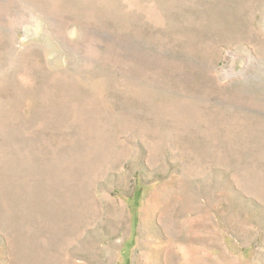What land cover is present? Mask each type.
Wrapping results in <instances>:
<instances>
[{
  "label": "rangeland",
  "instance_id": "obj_1",
  "mask_svg": "<svg viewBox=\"0 0 264 264\" xmlns=\"http://www.w3.org/2000/svg\"><path fill=\"white\" fill-rule=\"evenodd\" d=\"M191 261L264 264V0H0V264Z\"/></svg>",
  "mask_w": 264,
  "mask_h": 264
},
{
  "label": "bare ground",
  "instance_id": "obj_2",
  "mask_svg": "<svg viewBox=\"0 0 264 264\" xmlns=\"http://www.w3.org/2000/svg\"><path fill=\"white\" fill-rule=\"evenodd\" d=\"M105 200H106V199H105ZM109 214H110V213H109ZM112 215H113V214H112ZM107 216H108V215H107ZM115 218H116V216H115ZM115 218H114V219H115ZM119 218H120V217H119ZM97 219H98V218H97ZM97 219H96V220H97ZM108 219H110V218L108 217ZM121 219H123V218H121ZM112 220H113V218H112ZM112 220H110V221L112 222ZM80 221H81V220H80ZM86 221H87V220H86ZM107 221H108V220H106V222H107ZM110 221H109V222H110ZM114 221H115V220H114ZM151 221H152V219H151ZM207 221H208V220H207ZM115 223H116V222H115ZM120 223H121V221H120ZM147 223H148V222H147ZM150 223H151V222H150ZM150 225H151V224H150ZM109 226H110V225H109ZM90 227H91V226H90ZM109 228H110V227H109ZM110 229H111V228H110ZM117 229H118V228H117ZM104 231H105V230H104ZM142 231H145V230L142 229ZM158 231H159V230H158ZM78 232H79V231H78ZM112 232H113V231H112ZM168 232H169V231H168ZM79 233L81 234L82 232H79ZM148 233H149V232H148ZM154 233H155V232H154ZM166 233H167V232H166ZM77 234H78V233H77ZM108 234H109V233H108ZM157 234H158V233H157ZM110 235H111V234H110ZM145 235H146V234H145ZM155 235H156V234H155ZM178 235H179V234H178ZM178 235H177V236H178ZM147 236H148V235H147ZM158 236H159V235H158ZM170 236H171V235H170ZM73 238H74V237H73ZM79 238H80V236H79ZM81 238H82V237H81ZM89 238H90V237H89ZM107 238H108V237H107ZM148 238H149V237H148ZM157 238H158V237H157ZM171 238H173V237L171 236ZM85 239H86V238H85ZM174 239H175V238H174ZM68 240H69V237H68ZM90 240H93V239L90 238ZM171 240H172V239H171ZM83 241H84V240H83ZM85 241H86V240H85ZM111 241H112V240H111ZM157 241H158V240H157ZM87 242H88V240H87ZM158 242H159V241H158ZM168 242H169V241H168ZM81 243L84 244V242H81ZM162 243H163V242H162ZM83 244H81V245H83ZM86 244H87V243H86ZM86 244H85V245H86ZM111 244H113V243H111ZM115 244H116V243H115ZM151 244H153V242H152ZM79 245H80V244H79ZM162 245H163V244H162ZM164 245H165V244H164ZM166 245H167V244H166ZM140 246H141V245H140ZM149 246H151V245H149ZM80 247H81V246H80ZM142 247H143V246H142ZM158 247H159V245H158ZM165 248H166V247H165ZM165 248H164V250H167V248H166V249H165ZM194 248H195V247H194ZM81 249H82V248H81ZM151 249H153V248H151ZM160 249H161V248H160ZM184 249H185V247H184ZM186 249H187V248H186ZM105 250H107V249H105ZM105 250H104V251H105ZM144 250H145V248H144ZM147 250H148V249H147ZM154 250H155V248H154ZM154 250H153V251H154ZM164 250H163V251H164ZM88 251H89V250H88ZM110 252H111V251H110ZM147 252H148V251H147ZM156 252H157V250H156ZM156 252H155V253H156ZM168 252H169V251H168ZM168 252H167V253H168ZM183 252H184V251H183ZM105 253H106V252H105ZM111 253H112V252H111ZM144 253H145V251H144ZM167 253H166V254H167ZM72 254H73V256H74V255L77 256V255H79V252L75 250V251L72 252ZM109 254H110V253H109ZM142 254H143V253H142ZM156 254H157V253H156ZM172 254H173V253H172ZM151 255H152V254H151ZM162 255H164V254H162ZM141 256H142V255H141ZM147 256H148V255H147ZM165 256H166V255H165ZM70 257H71V256H70ZM77 257H79V256H77ZM138 257H139V256H138ZM153 257H154V256H153ZM182 257H183V256H182ZM182 257H180V258H182ZM166 258H167V257H166ZM71 259H72V258H71ZM108 259H109V257L107 258V260H108ZM110 259H111V258H110ZM139 259H140V258H139ZM154 259H155V258H154ZM160 259H161V258H160ZM164 259H165V258H164ZM193 259H194V258H193ZM193 259H192V261H194ZM90 260H91V259H90ZM92 260H93V259H92ZM137 260H138V259H137ZM140 260H141V259H140ZM168 260H169V259H168ZM69 261H70V260H69ZM100 261H101V260H100ZM144 261H145V260H144ZM147 261H148V260H147ZM150 261H151V259H150ZM150 261H149V262H150ZM155 261H156V260H155ZM162 261H163V260H162ZM192 261H191L189 264H191ZM93 262H94V261H93ZM110 262H111V261H110ZM94 263H95V262H94ZM103 263H104V262H103ZM147 263H148V262H147ZM154 263H156V262H154ZM160 263H161V262H160Z\"/></svg>",
  "mask_w": 264,
  "mask_h": 264
}]
</instances>
